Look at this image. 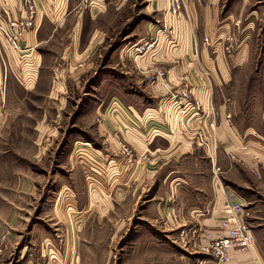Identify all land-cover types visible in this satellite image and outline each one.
<instances>
[{
  "label": "crops",
  "instance_id": "crops-1",
  "mask_svg": "<svg viewBox=\"0 0 264 264\" xmlns=\"http://www.w3.org/2000/svg\"><path fill=\"white\" fill-rule=\"evenodd\" d=\"M159 1L165 12L164 24L148 29V35H152L149 43L156 41L154 48L144 63L135 58L133 70L124 69L123 76L130 85L126 88H141L147 102L131 91L121 96L117 91L101 101L97 110L101 121L96 129L102 146L87 141L82 156L77 155L76 160L84 164L90 187L104 190L112 203L124 204L130 199L138 204L143 195H150V209H155L158 217L146 223L147 232L153 228L169 238H165L164 253L170 256L168 264H173L172 255H177L174 264H214L213 257L202 252V239L205 232L222 234L219 228L227 201L244 205L246 219L257 239L249 250H234L229 264H264V168L260 165L264 160V116L260 124L241 126L242 113L228 93L236 87L237 73L248 70L244 60L234 63L229 58L232 54L225 39L233 15L224 10L221 0H188L180 16L171 17L167 16V0ZM34 2L38 8L35 28L22 36L24 53L13 49L0 35V84L5 75L4 64L6 75L9 73L10 79L13 77L25 89L65 87L63 74L67 70H59L57 65L66 58L67 51L56 54L52 47L67 38L71 40L65 48L80 47L81 41L73 42V36L83 30L86 6H90L93 20L94 12L105 11L107 0L90 4L82 0ZM0 12L5 21L27 14L24 0H0ZM71 53L74 55L69 54L70 59L75 56ZM21 54H25L24 63ZM243 56L246 53L240 51L236 57L240 60ZM158 68L167 71L166 79L148 82L144 70L147 73ZM184 85L192 87L203 103L204 112L190 121V126L207 131L212 140V158L184 132L156 135L153 131L165 119L160 110L162 103L173 90ZM212 118L215 129L209 127ZM121 143L131 145L138 157L146 154L149 160L124 164ZM170 246L177 250L174 252Z\"/></svg>",
  "mask_w": 264,
  "mask_h": 264
},
{
  "label": "rangeland",
  "instance_id": "rangeland-1",
  "mask_svg": "<svg viewBox=\"0 0 264 264\" xmlns=\"http://www.w3.org/2000/svg\"><path fill=\"white\" fill-rule=\"evenodd\" d=\"M221 4L233 15L225 39L232 54L229 58L248 65L247 71L237 73L236 87L228 93L242 113L241 126L260 124L264 116V0H221ZM163 13L159 0H107L105 11L94 12L92 20L91 8L86 6L83 30L73 36V42L81 41L80 47L65 48L71 38L52 47L56 54L67 51L57 65L67 70L65 87L25 89L6 75L3 64L0 264L169 263L170 256L164 255L165 238H169L153 228L147 232L146 223L158 217L150 209V195H143L138 204L130 199L112 203L104 190L90 187L84 164L76 160L77 146L87 147L91 140L96 147L102 146L96 129L101 101L117 91L119 96L129 91L145 95L141 88H126L130 85L123 77L124 69L133 70L135 58L144 63L153 49L148 45L152 39L148 29L164 24ZM139 47L145 48L142 53L136 50ZM72 51L75 56L70 59ZM240 51L246 56L239 60ZM143 73L154 83L152 71ZM172 256L174 264L177 255Z\"/></svg>",
  "mask_w": 264,
  "mask_h": 264
},
{
  "label": "built area",
  "instance_id": "built-area-1",
  "mask_svg": "<svg viewBox=\"0 0 264 264\" xmlns=\"http://www.w3.org/2000/svg\"><path fill=\"white\" fill-rule=\"evenodd\" d=\"M84 3H93L96 0H82ZM188 0H167L168 10L167 16L178 17L182 8L185 7ZM27 14L21 19H13L5 21L3 14L0 12V35H2L11 47L20 53H24L26 49L21 46V39L25 31L35 28V19L37 17V7L34 0H24ZM209 42V39H205ZM156 41L148 42L149 48H154ZM144 47L136 50L139 53L144 51ZM23 56V58H22ZM25 54H21L22 61ZM205 75L209 76L206 71ZM167 77V71L158 68L152 71L150 78L154 83L163 82ZM160 110L165 115L161 127H154L156 135L164 133H175L181 131L193 137L198 145L203 147L207 154L212 158L211 138L202 128L192 129L190 121H194L201 113L204 112V106L201 99L197 98L193 92V88L187 85L179 86L173 90L168 98L162 103ZM151 115H148V119ZM98 122L101 116L98 115ZM210 129H215L216 121H209ZM77 155L82 156V147H76ZM121 153L124 158V164L130 166L138 162H146L149 160L146 154L138 157L136 151L127 143H121ZM260 165L264 168V160L260 161ZM246 210L242 203L227 201L223 205V219L220 222V230L222 234L214 232H205L203 235V250L206 254L213 257L214 264H229L232 260L234 250H249L256 242V236L246 219Z\"/></svg>",
  "mask_w": 264,
  "mask_h": 264
}]
</instances>
